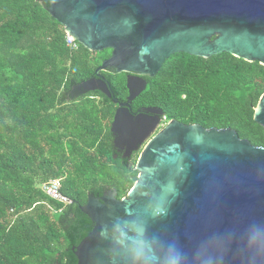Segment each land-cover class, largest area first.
<instances>
[{
    "label": "water",
    "instance_id": "water-1",
    "mask_svg": "<svg viewBox=\"0 0 264 264\" xmlns=\"http://www.w3.org/2000/svg\"><path fill=\"white\" fill-rule=\"evenodd\" d=\"M49 15L91 53L112 51L95 77L74 87L101 92L119 105L111 131L129 141L130 104L177 54L211 59L228 54L264 66V0H46ZM127 73V103L103 72ZM148 112H153L148 109ZM264 129V95L255 111ZM136 130V127L134 126ZM135 143L141 141L136 130ZM128 196L88 195L80 206L92 231L72 248L78 264H131L121 231L143 229L160 256L174 247L182 264H251L250 229L264 230V147L230 128L170 121L144 148ZM132 233L129 232V235ZM257 264H264L260 257Z\"/></svg>",
    "mask_w": 264,
    "mask_h": 264
},
{
    "label": "trees",
    "instance_id": "trees-1",
    "mask_svg": "<svg viewBox=\"0 0 264 264\" xmlns=\"http://www.w3.org/2000/svg\"><path fill=\"white\" fill-rule=\"evenodd\" d=\"M46 0H0V264H78L72 248L93 229L80 206L88 195L126 198L138 172L114 157V104L101 92L69 99L95 77L99 58L67 46ZM114 96L127 94L124 74L103 72ZM141 98L167 120L233 129L264 147L255 111L264 95V66L228 54L200 59L177 54ZM60 180L72 203L50 199L41 186Z\"/></svg>",
    "mask_w": 264,
    "mask_h": 264
},
{
    "label": "flooded vegetation",
    "instance_id": "flooded-vegetation-1",
    "mask_svg": "<svg viewBox=\"0 0 264 264\" xmlns=\"http://www.w3.org/2000/svg\"><path fill=\"white\" fill-rule=\"evenodd\" d=\"M107 52H109V55H107L106 58L103 59V61L108 59L111 56L112 51L108 50ZM106 72L117 74L115 70H112V69ZM123 74L126 77L125 85L127 88V79L128 77H130V75L127 73H123ZM104 79L106 81L105 76H104ZM145 80L147 81V78H145ZM147 85H148V82H147ZM87 96L88 94L82 95V93L73 89L72 93L69 95V99L75 100V99H81ZM128 97H129V92L127 89L126 95L116 97V98L118 99L119 103H127ZM111 101L113 103L112 99ZM114 108L115 109H114V115H113L112 122H111V127L114 121L115 113L119 109V105L114 104ZM148 109H152L153 112H148L147 111ZM129 112L133 116L134 120H136L138 117H143L142 119H140L138 123L133 124V126L131 127V133L133 134L132 138L129 141L122 142L119 140L120 139L119 134L112 133L111 129L110 131L113 137V148H114L115 159L120 160L121 163L130 166L131 172L134 173L137 171L136 170L137 163L146 145L150 142V140L154 136H156L172 120L170 121L167 120V117L164 111L160 107L146 104L144 102V99L141 98V95L130 104ZM175 120L181 124L188 125L180 120H177V119ZM134 126L136 127V130L140 133V137L142 138V140L138 141L137 143H135L134 135L136 134V130L134 129ZM134 161H136V166L132 168L131 165ZM138 175L139 174H137V176ZM105 192H108V191H105Z\"/></svg>",
    "mask_w": 264,
    "mask_h": 264
},
{
    "label": "clouds",
    "instance_id": "clouds-1",
    "mask_svg": "<svg viewBox=\"0 0 264 264\" xmlns=\"http://www.w3.org/2000/svg\"><path fill=\"white\" fill-rule=\"evenodd\" d=\"M129 232L121 231L117 243L127 251L131 264H182L181 254L174 247L163 254L161 262L153 243L144 238L142 228L133 227ZM248 247L254 253L250 258L251 264H257L258 259L264 257V230L250 229ZM206 264H211V261H206Z\"/></svg>",
    "mask_w": 264,
    "mask_h": 264
},
{
    "label": "built area",
    "instance_id": "built-area-1",
    "mask_svg": "<svg viewBox=\"0 0 264 264\" xmlns=\"http://www.w3.org/2000/svg\"><path fill=\"white\" fill-rule=\"evenodd\" d=\"M66 41H67V46L72 50V51H78L79 50V44L76 42V40L72 39L67 33H66ZM42 191L52 200L67 206L72 203V201L64 196L61 193V184L60 180H53L47 183H44L42 186Z\"/></svg>",
    "mask_w": 264,
    "mask_h": 264
},
{
    "label": "rangeland",
    "instance_id": "rangeland-1",
    "mask_svg": "<svg viewBox=\"0 0 264 264\" xmlns=\"http://www.w3.org/2000/svg\"><path fill=\"white\" fill-rule=\"evenodd\" d=\"M105 52V51H104ZM100 54H103V52L102 53H91V56L93 57V58H99V55ZM136 166V161H134L133 163H132V165H131V167L132 168H134Z\"/></svg>",
    "mask_w": 264,
    "mask_h": 264
}]
</instances>
